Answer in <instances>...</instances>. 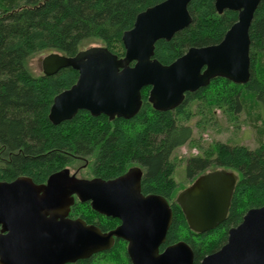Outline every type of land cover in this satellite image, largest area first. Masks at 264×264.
Segmentation results:
<instances>
[{
    "label": "trees",
    "instance_id": "trees-1",
    "mask_svg": "<svg viewBox=\"0 0 264 264\" xmlns=\"http://www.w3.org/2000/svg\"><path fill=\"white\" fill-rule=\"evenodd\" d=\"M164 0H0V181L28 176L37 184L64 171L76 161H90L93 177L105 180L124 174L132 166L143 169V194H160L173 210L167 245L185 241L194 251V264L219 250L230 228L242 222L251 208L264 206V144L255 149L245 145L217 142L206 155L187 162V175L193 181L218 168L237 172L236 185L227 219L216 228L194 232L181 206L173 201L178 189L174 176V151L193 135L189 103L200 100L201 110L223 109L237 115L258 106L264 120V0H261L250 28L251 78L235 84L216 77L209 85L187 92L174 110L161 111L149 102L150 86L142 89L143 105L129 119L93 116L80 110L71 119L54 124L49 112L56 95L76 83L79 72L63 68L54 75H34L29 59L37 54L58 52L73 56L80 50L100 44L120 57L125 54L122 36L130 30L137 15ZM216 0H191L188 9L192 23L170 40L156 43L155 57L170 64L192 46L217 44L238 20V12L219 13ZM260 137L263 131L260 130ZM192 181V182H193ZM173 201V202H172ZM70 216L110 231L118 218L104 216L89 202L76 201ZM115 264H131L127 242L117 239L104 252ZM91 257L79 264H91Z\"/></svg>",
    "mask_w": 264,
    "mask_h": 264
},
{
    "label": "water",
    "instance_id": "water-1",
    "mask_svg": "<svg viewBox=\"0 0 264 264\" xmlns=\"http://www.w3.org/2000/svg\"><path fill=\"white\" fill-rule=\"evenodd\" d=\"M260 1L216 0L219 13L237 11L238 20L221 42L192 46L170 64L155 57L156 43L192 23L191 0H164L140 12L122 36L124 56L100 44L73 56L45 55V75L68 67L79 72L76 83L55 96L50 121L58 124L80 110L110 120L132 118L143 105L146 86L153 108L167 111L178 108L187 92L216 77L246 84L251 78L250 28ZM142 176L140 166L109 180L69 176L66 168L42 184L28 176L0 181V264L75 263L110 250L117 239L127 241L131 264H194V251L183 240L161 251L173 210L164 196L142 193ZM238 181L237 172L219 168L201 174L178 194L177 203L194 232L212 230L227 219ZM76 197L120 224L103 231L71 217ZM200 264H264V206L249 209L242 222L229 229L226 243Z\"/></svg>",
    "mask_w": 264,
    "mask_h": 264
},
{
    "label": "rangeland",
    "instance_id": "rangeland-1",
    "mask_svg": "<svg viewBox=\"0 0 264 264\" xmlns=\"http://www.w3.org/2000/svg\"><path fill=\"white\" fill-rule=\"evenodd\" d=\"M47 53L37 54L29 59V67L34 75L43 73L42 59ZM264 68V59H262ZM201 101L195 100L188 104L187 109L191 117L187 120L179 117L180 124H187L192 127V138L183 146L177 148L172 156L175 163L174 176L178 183V189L173 201L177 202V196L184 188L189 186L193 179L187 175V162L195 155H206L211 152L217 142L229 143L231 145H245L255 149L264 144V135L260 137V130L264 134V120L260 108L252 106L250 112H241L234 115L220 108L212 111L205 108L201 110ZM68 170L81 178H92L90 172V161H76L70 165ZM172 201V202H173ZM91 264H115L109 256L103 253L97 254Z\"/></svg>",
    "mask_w": 264,
    "mask_h": 264
},
{
    "label": "flooded vegetation",
    "instance_id": "flooded-vegetation-1",
    "mask_svg": "<svg viewBox=\"0 0 264 264\" xmlns=\"http://www.w3.org/2000/svg\"><path fill=\"white\" fill-rule=\"evenodd\" d=\"M72 175V173H70L69 172V176H71ZM84 178H86V177H84ZM66 179H67V177H66ZM142 184V183H141ZM146 195V194H145ZM172 208V207H171ZM120 224V223H119ZM118 224V225H119ZM168 246V245H167ZM167 246H165L164 248H162V246L160 247V249H161V251H163ZM96 256V255H95ZM90 259V258H89ZM85 260H88V259H85ZM81 261H83V260H79V261H77V262H75V263H70V264H79Z\"/></svg>",
    "mask_w": 264,
    "mask_h": 264
}]
</instances>
